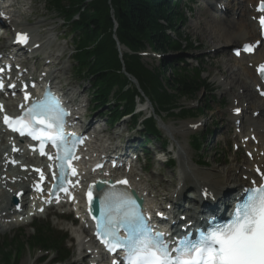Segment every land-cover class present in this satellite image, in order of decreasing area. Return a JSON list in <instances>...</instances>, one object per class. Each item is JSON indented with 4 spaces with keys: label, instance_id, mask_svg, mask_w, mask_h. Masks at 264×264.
I'll use <instances>...</instances> for the list:
<instances>
[{
    "label": "snow or ice",
    "instance_id": "6c2138e0",
    "mask_svg": "<svg viewBox=\"0 0 264 264\" xmlns=\"http://www.w3.org/2000/svg\"><path fill=\"white\" fill-rule=\"evenodd\" d=\"M258 10L264 12V3ZM260 25L264 29V18L260 19ZM27 41L26 35L17 36L18 43L26 44ZM252 50L251 46L244 49L247 52ZM240 54L236 52V55ZM258 72L264 79V65L259 67ZM3 87L0 81V89ZM24 99H29L27 94ZM21 107L24 108V105ZM236 112L239 113V109ZM68 115L59 100L46 93L44 99L33 101L15 119L5 115L4 123L12 132L39 142L41 155L45 154L46 145L57 150L55 157L49 155L48 159L56 161L60 172V190L71 195L63 184L71 183L67 180L69 171L73 176L77 174L72 161L79 160L75 152L83 138L72 136L69 139L65 134ZM101 168L103 165L97 164L93 171ZM256 171L259 179L253 180L243 190L246 198L235 204L231 221L217 225L196 241L180 239L170 243L165 233L154 231L132 194L121 187L128 185L127 180L116 183L101 180L89 185V214L98 205L99 215L93 216L96 235L109 252H123V264H264V171L259 168ZM36 190L42 189L37 187ZM121 231L125 233L123 238ZM113 264H117V260L114 259Z\"/></svg>",
    "mask_w": 264,
    "mask_h": 264
},
{
    "label": "trees",
    "instance_id": "16d2710c",
    "mask_svg": "<svg viewBox=\"0 0 264 264\" xmlns=\"http://www.w3.org/2000/svg\"><path fill=\"white\" fill-rule=\"evenodd\" d=\"M72 27L76 48V70L93 77V97L103 106L113 94L115 101L127 102L124 110L117 106L113 115L118 119L132 112L136 89L124 91L128 81L122 73V62L116 48L120 45L135 55L123 54L126 72L134 77L145 94L161 107L181 99H194L206 86L200 71L180 69L181 54L188 51L189 41L180 33L185 23L180 2L172 0H53ZM113 13V16L111 14ZM79 21H73L74 16ZM117 24L116 31L114 26ZM172 34L175 37L171 36ZM147 48L163 60L154 70L145 66L137 53ZM202 113V111H201ZM185 114V111L181 115ZM156 124H148L147 133H156ZM50 237L39 233L31 238L35 245L53 246ZM18 248L21 243H16ZM10 247L0 251V261L10 262Z\"/></svg>",
    "mask_w": 264,
    "mask_h": 264
},
{
    "label": "rangeland",
    "instance_id": "374dc122",
    "mask_svg": "<svg viewBox=\"0 0 264 264\" xmlns=\"http://www.w3.org/2000/svg\"><path fill=\"white\" fill-rule=\"evenodd\" d=\"M47 2L46 0H27L25 3V6L23 9H25L26 12H29V17H21L18 19L19 23H22L23 25H26L28 21L32 22V26L35 25L39 21H45L46 25L44 28H41L42 31H45L47 33V36H44L41 40L53 38L55 40V47L53 48L54 55L60 56L63 55V60L60 64V67H66L69 72L66 76L67 83L65 84L66 87L69 85L71 88L75 89V92L78 91L81 93V99L85 101V104H89L90 109L87 111L86 123H93L96 124L98 128L105 131L107 134V137L110 138V142L107 143L113 144V145H120V141H124L121 146H124L126 148L137 147L139 143L141 142V136L139 132L129 130L131 126V122L129 120H124V122L120 123L114 128H109L106 121L102 118V115L100 113H92L91 112V105H90V90L89 85L81 80L77 74H75L73 69V63L70 61L69 56L72 53L71 44L68 43L67 40L64 39V33L61 32V25H63L61 19L57 16L56 13L47 11ZM29 7H32L33 10H28ZM205 11L204 8H197L195 12L190 15V21L185 24L184 29L182 32H184L186 36L190 38L192 43H195L197 45V49L195 51L189 52L186 56L193 58L189 60V65L194 66L196 65V61L199 59L203 62L204 65V71L206 74H204L203 77L210 76V81L213 84L214 89H216V92L214 95L212 94H199L196 96L194 101L196 103L191 104L194 108L199 105L200 107L208 106L210 107V111L205 114V116L202 119L194 120L190 119L185 122L177 121L173 118H165L164 125L166 129H178L183 124L187 123H198L200 121H203L205 123V126L199 129L198 133L191 132L190 135L186 137L179 136V134H176L172 136V138L167 135L166 133H163V138L161 139V142L153 141L150 143L149 147V154L150 157L146 158L142 155V159L137 163V170L136 173L142 178V179H149L151 178V186L154 189V192H159V198L160 200H165L169 193L174 189V186L176 185V177L179 175V168L176 166L175 168L170 169L168 166H165L162 161H164V157L162 155H156L161 153L163 147L160 145L162 141H167L169 144V147L167 149L166 155L168 156V152L171 150V146L175 145L176 143H180L181 145L186 146L187 150L189 151L192 158L194 157L195 161H204L205 166H203V170H207L208 168L217 167L220 170H228V172L232 176L235 175V170L232 169L236 168L238 166H242L243 162L245 161V155L244 152L240 151L237 154H235L231 148L230 143L233 140L234 137V129L233 125L228 120V110L231 106L230 99L228 96L224 95V88L223 86H220V81L225 82V77L222 75H218L219 68L220 69H227L232 66L238 65L235 61L232 60L231 55L228 52H219L216 53V49L214 47H217L220 43H214L211 41V32L209 29L208 32L203 33V30L201 27H205L204 20L202 22L200 21V12ZM112 16L113 13L111 12ZM209 25L212 26L214 22H212V18L209 15ZM240 20V19H238ZM228 21H232L231 18H226L222 20V24L227 23ZM208 22V21H207ZM220 23V22H219ZM60 26V27H59ZM210 28V27H209ZM202 31V33H201ZM209 36V37H206ZM239 45V42L236 44V46ZM230 61V62H229ZM159 61L156 59H152L150 57H147L144 60V63L148 65L151 69L154 70L155 65H158ZM158 63V64H157ZM83 81V82H81ZM70 89V88H68ZM71 90V89H70ZM190 105V104H189ZM199 109V108H196ZM195 109V110H196ZM84 112V111H83ZM188 125V124H187ZM218 127V129H215ZM211 137L209 136V132H214ZM208 132V136L206 137L205 141H203V147L201 155L202 157H198V155L191 150L188 147V142L191 139V137L196 135H203ZM143 133V132H141ZM111 136V137H110ZM176 143H175V142ZM99 146H103L105 144L99 143ZM178 148V147H177ZM165 152V151H164ZM173 156L169 154V157ZM237 157L238 163L234 162V158ZM161 160V162H159ZM143 171V173L141 172ZM136 178L137 180L140 178ZM237 177V176H236ZM135 179V180H136ZM166 186L167 188L164 189L163 186ZM164 205H167V203H164ZM62 211L58 212H50V214L44 216L43 218H39L40 221H52V224L57 227V229H61L64 231H67L71 229V224H62L58 222L54 216L58 217V215ZM77 225V223H75ZM26 228V234L28 236H31L33 234V230L31 228L26 227L24 224L17 225L12 229H7L4 232L12 231V233L17 232L19 229ZM78 229V228H77ZM73 233V230H72ZM10 234V233H9ZM76 252L77 249H74ZM39 258L38 255H35L34 257H31L28 252L24 253L22 263L21 264H37L36 260ZM45 264H50V261L46 262Z\"/></svg>",
    "mask_w": 264,
    "mask_h": 264
},
{
    "label": "bare ground",
    "instance_id": "6f19581e",
    "mask_svg": "<svg viewBox=\"0 0 264 264\" xmlns=\"http://www.w3.org/2000/svg\"><path fill=\"white\" fill-rule=\"evenodd\" d=\"M259 0H244V2L240 5L235 4L238 7V15L240 17L239 22L234 21H228L225 24H220L216 19L212 18V22L214 24L209 25V10L211 9V6H206L207 11H201L200 12V21L204 20L205 27H201L203 30V33L205 34L207 29H209L211 32V41L214 43H220L217 47L220 51H231V47L236 42H251L258 38L259 32L256 23H254L252 20L248 19L254 16V13L249 10V5L254 6ZM20 2L21 0H8V3H11L9 7V14L13 17V21L11 26L12 27H20L17 19L22 15V11L20 8ZM233 2H231L228 5L229 9H232ZM11 21V20H10ZM208 21V22H207ZM43 25V22H39L37 26ZM210 27V28H209ZM22 31H30L26 28L20 29ZM35 31L32 32L31 35L34 36ZM202 33V31H201ZM209 37V36H206ZM39 43V41H35L34 44ZM50 43H48L47 46H49ZM223 46L226 48L224 49ZM224 49V50H221ZM124 49H122L123 51ZM126 51V50H125ZM264 51V50H263ZM259 52L256 53L254 57H249L248 63H253L255 66L264 62V54L259 55ZM259 55V56H258ZM51 55L50 53L46 56L44 61L47 59H50ZM245 59L239 60L240 62H245ZM240 65V64H238ZM237 68V70L235 69ZM45 72L41 71L40 73ZM220 74L227 76L228 80L225 84L226 90L225 94L232 95L234 100L238 102L237 107H231L229 112V120L231 122H235L237 119L232 117L231 111L235 108H240L239 104L247 105L248 106L244 109V116L241 117V124L244 125L245 132L248 133V129L251 133H254L256 135L255 140H258L259 144L258 147H255L254 145H250V142L246 143V147H250V149L254 152V158L253 163H250L248 167H242V170H239V175H241V179H238L236 176H232L228 170H220L217 167H213L212 169L209 168L208 170H202L201 168L197 167L194 163V159L188 152L186 146L178 144L177 148V157L179 161V167H180V173L177 177V184L175 189L171 193V197L168 200V204L172 203L174 201V195L179 196L181 199L186 197V191L191 190L194 191L192 194V198L199 202L207 201V197H210L212 194H214L215 202H213L212 205H218L222 201L226 200L228 197H230L233 193H235L236 190L241 189L242 187L248 186V182H244V178L247 177L248 181L251 179H254L256 177L255 175V165L258 166L259 169L264 171V131L260 134V130L264 129V100H260L255 93L254 89L258 85V80L255 77L254 68L249 69L248 66L245 69L234 67L229 68L226 70H220ZM61 74V75H60ZM64 75H66V69L62 68L58 71H54L53 68L50 69V81L52 85L59 86L60 81L63 79ZM59 80V81H58ZM239 85V89H236V85ZM255 86V87H254ZM232 87L234 89V92L231 94L230 91H228ZM228 89V90H227ZM69 92V91H68ZM67 92V93H68ZM9 111H13L14 107L12 104H9L7 106ZM83 107H80V112L82 111ZM141 110L145 112H149V108H146L145 105H141ZM258 113V118L253 117L254 114ZM263 120V122H262ZM239 121V120H237ZM188 124V125H187ZM183 124L178 129H170V133L172 136L179 134L182 137H186L190 135L191 131H195L196 129H200L202 126L205 125L203 121H200L198 123H187ZM85 130H93L95 133L102 132L101 130L99 132L96 131L95 125L90 123L86 126ZM99 137V136H98ZM98 137L96 135V139L98 140ZM95 139V138H94ZM1 147L4 149L7 148V141L2 140L1 141ZM253 142V141H252ZM112 145L109 146H103L100 148H103V151H100L99 153L101 155L104 154H116L114 152H111ZM115 148V147H114ZM96 149V148H93ZM0 154V169L1 167H8L9 163L7 160H15L16 158H4ZM17 157V156H16ZM25 165H20L19 167H22ZM3 176H7L11 181L14 178H20L23 179L24 177H27V175L22 177H17L16 174H13L7 170L5 172H2L0 174V181L3 182ZM87 174L84 176V179H87ZM136 178L139 177L137 174L134 175ZM0 182V183H1ZM28 186L21 183L17 187L12 186L11 184L6 185L5 190L0 191V229L4 227H11L13 226V220L16 219L18 221L21 217H24V215H27L31 211H28L29 208H27V211L24 214L19 215L20 213H23L25 210L24 208L28 206L27 200L30 197H27V200H24V206L22 205V211L20 213H17L15 208L9 205V200L12 198V196H17V194L20 191H26V193L29 194V186L30 181H28ZM192 186L193 188H190L188 186ZM149 185L146 183V181L140 180L139 183L133 181V188L139 193V195L143 196L146 195L149 199L152 200V198H158V196L154 197L152 196L153 193L149 189ZM164 188H167L164 186ZM205 192H207V196H205ZM173 199V200H172ZM150 204L148 203L149 207H152L153 202ZM179 200V199H178ZM168 209H162V211H167ZM14 213V214H13ZM192 211H183L179 213L178 216H186L187 218L191 217ZM81 214L85 216V212L82 210ZM178 216L176 218V222L179 221ZM188 218V220H190ZM195 221V220H194ZM197 222V221H195ZM2 223H7V225H2ZM11 223V224H9ZM18 224V223H17ZM88 229L86 226V223H84L81 226V235L80 238L82 239L81 244H83V247H88L87 250H90V243L91 238H89ZM84 236V237H83Z\"/></svg>",
    "mask_w": 264,
    "mask_h": 264
}]
</instances>
